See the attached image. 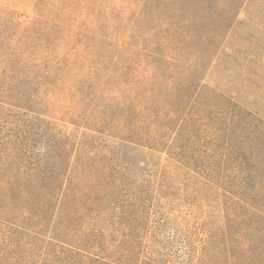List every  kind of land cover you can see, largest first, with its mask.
<instances>
[{"label":"trees","instance_id":"obj_1","mask_svg":"<svg viewBox=\"0 0 264 264\" xmlns=\"http://www.w3.org/2000/svg\"><path fill=\"white\" fill-rule=\"evenodd\" d=\"M61 1L67 5L37 0L31 33L0 42V227L12 232L0 244V264H264V123L238 113L219 150H181L174 135L180 112L167 94H188L192 104L211 91L203 83L216 57L208 41L195 44L162 19L161 0H145L151 50L143 63L120 56L111 66L87 46L80 52L84 45L48 17V8L69 14L76 0ZM102 1L78 0L75 14L91 17ZM70 86L76 100L64 110L90 135L66 134L72 142L61 149V137H45L35 149L25 124L21 134L6 126L11 106L30 119L38 114L32 105L68 98L62 88ZM229 107L242 111L231 101ZM153 208L167 219L177 211L192 215L182 251L144 240L137 249L131 220Z\"/></svg>","mask_w":264,"mask_h":264},{"label":"rangeland","instance_id":"obj_2","mask_svg":"<svg viewBox=\"0 0 264 264\" xmlns=\"http://www.w3.org/2000/svg\"><path fill=\"white\" fill-rule=\"evenodd\" d=\"M36 1L0 0V42L3 41L4 46L6 38L13 39L17 38V34L31 33L35 17L33 4ZM55 1L57 6L67 5L61 0ZM188 1L190 0H161L162 19H168L169 24L176 22L177 26L180 25L181 32L189 35L195 44L201 45L205 40L208 41L209 50L216 52L203 81L211 91L202 92L201 97L196 98L192 104L186 102L188 94L182 97L173 92L167 94V103L176 106L178 114L180 112L174 135L181 150H219L224 145L230 118H236L238 113L241 118L254 115L264 123V0H192L191 4ZM78 6V0L72 2L69 14L65 16L55 15L56 9L48 8V17L61 20L65 25V34H70L73 43L84 45L79 49L80 52L87 46L94 50L95 57L106 58L111 66L120 56L121 60H134L133 65L143 63L144 54L150 49L151 37L155 36V31H150L152 23L141 15L149 12L145 0H104L99 9H91V17L87 15L86 19L84 15L77 17L75 14ZM192 20L193 25L189 26ZM76 29L82 31V39L81 36L74 37ZM197 48L202 50V47ZM182 79H176L177 85L183 82ZM75 88L80 89V86ZM62 89L68 94V98L63 96L65 99L44 103L43 106L36 102L37 105H32L31 109L38 114L29 117L30 119H27L23 110L11 106L5 110V116H2L6 126L21 134V125L25 124V136L33 135L36 138L33 144L35 149L44 147L45 137H61L57 149L64 147V142H72L67 135L80 137L81 133L86 132L83 122L79 123L82 126L77 129L64 110L65 105H71L70 102L76 100V90L73 87L71 90ZM218 93L223 97L219 98ZM90 99L87 101L90 102ZM230 101L241 106V113L235 114L230 110ZM21 103L25 104L24 100ZM168 109L169 107L163 109L164 118L169 116ZM185 115L187 119L180 122ZM11 119L12 122H9ZM89 124L97 126L91 121ZM86 133L91 134L90 131ZM170 134L172 136L173 133ZM236 144L233 146H238ZM193 163L198 164V161ZM211 163L217 164L216 161ZM135 180L141 182L139 178ZM137 193L139 196L140 192ZM162 209H149L146 214L139 210L134 214L131 230L137 249H141L140 242L144 240L146 246H156L162 242L168 245L167 249L171 246L180 252L185 245L184 233L192 236L194 221L191 220V214L177 211L167 219V214ZM9 233L12 234L10 230L8 232L0 227V244L3 243L5 234ZM146 252V248L142 250L143 255H147Z\"/></svg>","mask_w":264,"mask_h":264}]
</instances>
